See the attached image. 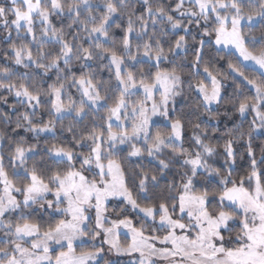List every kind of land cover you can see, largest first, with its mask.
I'll list each match as a JSON object with an SVG mask.
<instances>
[{"label":"snow or ice","instance_id":"6c2138e0","mask_svg":"<svg viewBox=\"0 0 264 264\" xmlns=\"http://www.w3.org/2000/svg\"><path fill=\"white\" fill-rule=\"evenodd\" d=\"M113 257L264 264V0H0V264Z\"/></svg>","mask_w":264,"mask_h":264},{"label":"trees","instance_id":"16d2710c","mask_svg":"<svg viewBox=\"0 0 264 264\" xmlns=\"http://www.w3.org/2000/svg\"><path fill=\"white\" fill-rule=\"evenodd\" d=\"M113 260L117 261L118 264H119V262H123V264H130L129 260L126 259V258H116V259H113Z\"/></svg>","mask_w":264,"mask_h":264},{"label":"rangeland","instance_id":"374dc122","mask_svg":"<svg viewBox=\"0 0 264 264\" xmlns=\"http://www.w3.org/2000/svg\"><path fill=\"white\" fill-rule=\"evenodd\" d=\"M124 239H125V237H124V235L122 234V235H121V241L123 242ZM116 258H126V259L129 260V262H130V259H131V258H128V257H113L112 259H116Z\"/></svg>","mask_w":264,"mask_h":264}]
</instances>
